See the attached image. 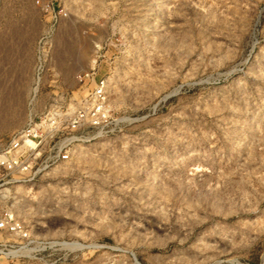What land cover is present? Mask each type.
I'll return each mask as SVG.
<instances>
[{"label":"rangeland","instance_id":"rangeland-1","mask_svg":"<svg viewBox=\"0 0 264 264\" xmlns=\"http://www.w3.org/2000/svg\"><path fill=\"white\" fill-rule=\"evenodd\" d=\"M31 119L0 264H264V0H0V152Z\"/></svg>","mask_w":264,"mask_h":264},{"label":"built area","instance_id":"built-area-1","mask_svg":"<svg viewBox=\"0 0 264 264\" xmlns=\"http://www.w3.org/2000/svg\"><path fill=\"white\" fill-rule=\"evenodd\" d=\"M42 9L49 13L50 22L55 25L61 14L55 12V6L51 2L42 3ZM47 36H44L40 43V55H45L46 45L48 41H45ZM87 76V74H86ZM83 79V77H81ZM106 88L107 79L101 78L96 81L95 90L92 94V107L80 108L71 115H66V128L75 132L85 127L88 123L94 127H99L104 121L108 119V112L106 110ZM55 115H59L51 112L50 117L47 120H56ZM46 124V119L37 122L36 119H31L28 126L19 133L8 147L0 152V167H3L10 171H26L31 166V158L36 149L40 148V151L46 146L48 142V134H45L44 130L41 131ZM41 154V152H39ZM34 157V156H33ZM58 159L67 161L70 158V150H59L57 153ZM35 158V157H34ZM17 226L13 225L12 230H16Z\"/></svg>","mask_w":264,"mask_h":264}]
</instances>
